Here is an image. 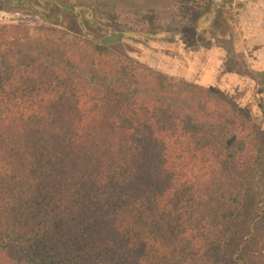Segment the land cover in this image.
<instances>
[{"label": "trees", "instance_id": "16d2710c", "mask_svg": "<svg viewBox=\"0 0 264 264\" xmlns=\"http://www.w3.org/2000/svg\"><path fill=\"white\" fill-rule=\"evenodd\" d=\"M0 264H264L263 125L81 23L0 24Z\"/></svg>", "mask_w": 264, "mask_h": 264}, {"label": "rangeland", "instance_id": "374dc122", "mask_svg": "<svg viewBox=\"0 0 264 264\" xmlns=\"http://www.w3.org/2000/svg\"><path fill=\"white\" fill-rule=\"evenodd\" d=\"M0 0V24L68 28L81 23L86 33L161 73L205 88H216L250 108L264 128L263 74L243 66L234 50L244 46L238 0ZM59 9V10H58ZM238 28V32H237ZM232 40V44H231ZM236 45V46H235ZM222 48L224 56L210 54ZM210 55V56H209ZM232 56V59L230 58ZM213 58V59H212ZM230 58V59H229ZM190 60L192 63H190ZM198 61V65L196 64ZM214 62L209 75L200 62ZM242 63V65H241ZM231 65L250 79L240 88L226 73ZM239 73V72H237ZM205 76L203 83L198 81ZM196 76V79L193 77ZM248 83V84H247ZM233 85V86H231ZM231 88V90H230Z\"/></svg>", "mask_w": 264, "mask_h": 264}, {"label": "crops", "instance_id": "0c3cea01", "mask_svg": "<svg viewBox=\"0 0 264 264\" xmlns=\"http://www.w3.org/2000/svg\"><path fill=\"white\" fill-rule=\"evenodd\" d=\"M238 1L243 4L238 17V28L242 31L244 46L239 47L235 45L236 47L234 50L242 57V59L239 58V60L243 62V66L248 68L251 67L248 64L249 61L252 65V69L262 73L264 77V0ZM222 51V48L214 47L210 48L207 52L210 54L218 53L220 56H224V52ZM190 63L191 65L195 64L194 62L192 63L191 60ZM196 64L198 65V61H196ZM199 64V67L201 66V69H204L203 71L207 73V75H209V71L214 68V62L203 63L201 61ZM247 77L237 72L227 71L225 78L230 79L229 81H232L233 84L237 82L238 86L240 84V88H242V84H244L245 81L248 83L250 82V79ZM193 78L196 79V76ZM203 78L205 80L204 75L201 76L198 81L203 83Z\"/></svg>", "mask_w": 264, "mask_h": 264}]
</instances>
